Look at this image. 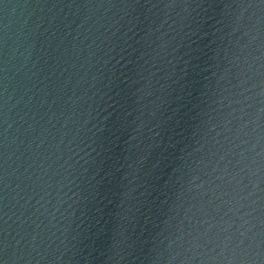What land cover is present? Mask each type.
I'll list each match as a JSON object with an SVG mask.
<instances>
[{"label":"water","instance_id":"obj_1","mask_svg":"<svg viewBox=\"0 0 264 264\" xmlns=\"http://www.w3.org/2000/svg\"><path fill=\"white\" fill-rule=\"evenodd\" d=\"M0 264H264V0H0Z\"/></svg>","mask_w":264,"mask_h":264}]
</instances>
